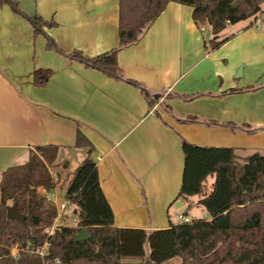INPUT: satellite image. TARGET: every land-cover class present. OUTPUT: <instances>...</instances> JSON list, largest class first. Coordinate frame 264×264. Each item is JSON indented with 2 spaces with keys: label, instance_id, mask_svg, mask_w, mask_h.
Masks as SVG:
<instances>
[{
  "label": "crops",
  "instance_id": "crops-1",
  "mask_svg": "<svg viewBox=\"0 0 264 264\" xmlns=\"http://www.w3.org/2000/svg\"><path fill=\"white\" fill-rule=\"evenodd\" d=\"M13 1L52 20L43 30L65 53L93 56L117 45L118 0ZM261 10L226 24L211 48L209 25L194 21L191 6L169 1L117 51L115 78L48 48L43 33L0 3V174L25 162L29 148L53 144L68 181L86 155L75 145L78 128L92 143L115 226L163 228L179 213L208 219L199 195L177 197L180 142L264 155V3ZM35 69H50L41 85L32 82ZM127 79L159 97L149 103Z\"/></svg>",
  "mask_w": 264,
  "mask_h": 264
},
{
  "label": "trees",
  "instance_id": "trees-1",
  "mask_svg": "<svg viewBox=\"0 0 264 264\" xmlns=\"http://www.w3.org/2000/svg\"><path fill=\"white\" fill-rule=\"evenodd\" d=\"M169 1L192 7L194 21L209 25L212 37L208 44L215 48L224 40L218 39V33L226 24L255 16L262 11L264 0H118L117 45L93 56L79 50L65 53L43 30V26L54 25L52 20L25 14L13 0L0 3L22 14L34 33H43L48 48L121 78L117 51L137 41ZM49 74L50 69H35L32 82L41 85ZM127 80L149 103L159 97ZM75 145L84 147L86 155L68 178L64 198L73 205L77 221L55 228L50 235L44 228L51 223L55 208L37 187L54 186L48 164L55 162L58 147L45 144L29 148L25 162L1 172L0 264H264V155L254 152L238 157L230 147L199 146L182 139L183 168L177 197L199 195L197 202L209 218H190L147 230L114 225L91 157L92 143L78 128ZM208 176L212 177L209 186ZM7 201L16 204L23 221L5 217ZM81 229L88 237L73 241ZM45 241L48 245L43 256L29 250ZM12 246L17 248L15 254ZM174 257L178 258L175 262L171 261Z\"/></svg>",
  "mask_w": 264,
  "mask_h": 264
},
{
  "label": "built area",
  "instance_id": "built-area-1",
  "mask_svg": "<svg viewBox=\"0 0 264 264\" xmlns=\"http://www.w3.org/2000/svg\"><path fill=\"white\" fill-rule=\"evenodd\" d=\"M52 181L54 183V186L50 189H46L42 186H39L37 188V190L44 195L46 200L53 203L54 208H55V214L52 217L51 223L44 228V232L47 235L52 234L55 228L59 226L69 225L70 221H73L75 224L77 221L76 212H74L75 209L73 208V205L69 204L64 198V193L60 192L55 187V184L58 182V176L56 175L52 176ZM175 218L177 221H182V222L183 221L187 222L190 220V218L186 214H180V213L176 214ZM47 245H48V242L45 241L41 246L34 248L33 250L31 249L29 250L34 251L40 256H43L46 252ZM26 247L28 248V246ZM13 248L16 249L17 251L16 246H14ZM55 262H58V260H55Z\"/></svg>",
  "mask_w": 264,
  "mask_h": 264
},
{
  "label": "water",
  "instance_id": "water-1",
  "mask_svg": "<svg viewBox=\"0 0 264 264\" xmlns=\"http://www.w3.org/2000/svg\"><path fill=\"white\" fill-rule=\"evenodd\" d=\"M240 75V68L237 70V74ZM75 212V210H74ZM5 217L8 219H14L17 221H23L24 215H22L16 207L15 203L6 206ZM88 237V232L85 229L79 230L72 238L73 241L82 240Z\"/></svg>",
  "mask_w": 264,
  "mask_h": 264
},
{
  "label": "rangeland",
  "instance_id": "rangeland-1",
  "mask_svg": "<svg viewBox=\"0 0 264 264\" xmlns=\"http://www.w3.org/2000/svg\"><path fill=\"white\" fill-rule=\"evenodd\" d=\"M262 3H264V1ZM205 33H207V32H205ZM60 168L61 167H60L59 163L56 164L55 162H53L51 164H48V170H49L50 174L52 176H54V175L58 176V182L55 184V187H58V184H59V187L58 188L60 189L59 191L61 192L65 188V186L67 184V180L65 181V179H66L65 176L66 175H65L64 171H62ZM7 204H11V202L10 201H7ZM69 225H74V222L73 221H70V224ZM13 247L14 246H12V248H11V253L14 252L13 254H15L17 251ZM171 260H178V258L177 257H174V259L172 258Z\"/></svg>",
  "mask_w": 264,
  "mask_h": 264
}]
</instances>
